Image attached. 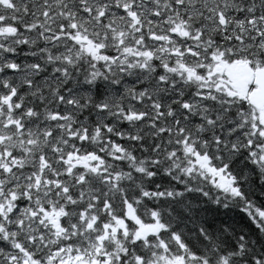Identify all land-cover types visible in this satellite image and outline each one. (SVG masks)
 I'll return each instance as SVG.
<instances>
[{
  "label": "snow or ice",
  "instance_id": "1",
  "mask_svg": "<svg viewBox=\"0 0 264 264\" xmlns=\"http://www.w3.org/2000/svg\"><path fill=\"white\" fill-rule=\"evenodd\" d=\"M0 264H264V0H0Z\"/></svg>",
  "mask_w": 264,
  "mask_h": 264
}]
</instances>
